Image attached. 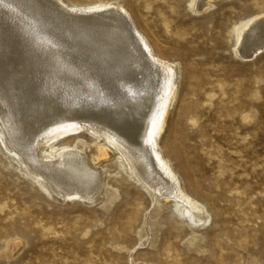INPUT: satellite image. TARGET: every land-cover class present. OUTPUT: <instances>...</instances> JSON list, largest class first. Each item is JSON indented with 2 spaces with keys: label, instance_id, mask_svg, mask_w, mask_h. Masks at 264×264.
<instances>
[{
  "label": "rangeland",
  "instance_id": "obj_1",
  "mask_svg": "<svg viewBox=\"0 0 264 264\" xmlns=\"http://www.w3.org/2000/svg\"><path fill=\"white\" fill-rule=\"evenodd\" d=\"M64 1L120 4L178 67L160 145L209 216L193 230L173 203L152 204L117 156L99 162L116 190L110 201L57 202L0 150V264H264V50L250 60L235 53L238 29L264 16V0H214L199 13L192 0ZM74 136L98 142L78 132L61 144Z\"/></svg>",
  "mask_w": 264,
  "mask_h": 264
},
{
  "label": "bare ground",
  "instance_id": "obj_2",
  "mask_svg": "<svg viewBox=\"0 0 264 264\" xmlns=\"http://www.w3.org/2000/svg\"><path fill=\"white\" fill-rule=\"evenodd\" d=\"M213 1L189 5L199 13ZM235 49L243 59L262 53L264 16L238 29ZM179 79L178 67L154 51L116 2L0 0V150L52 200L93 203L105 194L110 201L116 190L105 184L99 162L117 156L152 204L173 203L185 225L204 229L207 210L160 145ZM78 132L97 144L75 136L61 144Z\"/></svg>",
  "mask_w": 264,
  "mask_h": 264
}]
</instances>
